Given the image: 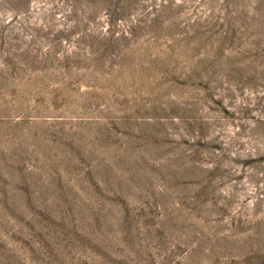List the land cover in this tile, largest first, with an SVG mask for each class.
Listing matches in <instances>:
<instances>
[{"label":"rangeland","instance_id":"obj_1","mask_svg":"<svg viewBox=\"0 0 264 264\" xmlns=\"http://www.w3.org/2000/svg\"><path fill=\"white\" fill-rule=\"evenodd\" d=\"M0 264H264V0H0Z\"/></svg>","mask_w":264,"mask_h":264}]
</instances>
